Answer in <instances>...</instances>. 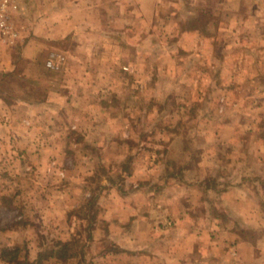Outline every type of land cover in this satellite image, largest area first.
Segmentation results:
<instances>
[{
  "label": "rangeland",
  "instance_id": "rangeland-1",
  "mask_svg": "<svg viewBox=\"0 0 264 264\" xmlns=\"http://www.w3.org/2000/svg\"><path fill=\"white\" fill-rule=\"evenodd\" d=\"M166 12L169 14L167 8ZM203 21V13H199L182 29L203 31L204 26L208 27ZM167 26L160 28L166 31ZM211 27L216 38L208 47L205 41H199L190 51L176 45L174 38L163 39L158 45H171L174 54L169 50L156 57L131 55L126 57L125 65L117 63L113 71L107 68L112 57L73 55L70 39L40 41L44 43L42 53L34 59L23 54L24 44L9 51L6 48L3 54L15 70L0 74V95L10 106L15 105L16 114L13 121L10 115H3L4 123L0 122L2 264H46L44 256L54 258L47 264H76L81 257L89 264L92 228L102 210L101 195L108 187L105 180L119 186L125 173L153 166L172 143L181 148L192 137H204L207 143L217 144L218 137L206 136V130H229L219 138L226 140L231 150L230 145L237 143L231 130L258 120L248 113L264 108V56L255 42L242 39L238 55L228 57L224 64L220 47L234 42L219 40L216 22ZM155 44L157 41L148 42L150 47ZM49 61L53 67L48 66ZM226 64L228 71L224 70ZM253 66L257 69L246 71V67ZM93 67L96 69L91 70ZM76 80L82 81L83 89L74 88ZM236 81H244L242 90V86L232 88ZM224 84H231L227 91ZM61 88L62 92L73 91L70 100L52 93ZM20 101H28L29 105ZM239 112L244 117L240 123L234 120ZM124 115L128 119L124 120ZM262 117L257 125L264 133ZM91 130L93 136L86 139L85 134ZM100 145L118 146L120 153L102 156L97 150ZM86 146L94 150L92 165L77 168V160H84ZM127 148L131 151H125ZM213 152L220 153L218 149ZM253 157L264 158L257 152H245L243 156L246 162ZM258 173L264 176V167ZM77 178L89 183H81L84 188L78 189ZM89 188L91 198L83 193L90 192ZM76 216L86 221L76 226ZM163 217L164 229L175 227L174 215ZM38 253V259L32 261Z\"/></svg>",
  "mask_w": 264,
  "mask_h": 264
},
{
  "label": "crops",
  "instance_id": "crops-1",
  "mask_svg": "<svg viewBox=\"0 0 264 264\" xmlns=\"http://www.w3.org/2000/svg\"><path fill=\"white\" fill-rule=\"evenodd\" d=\"M18 1L19 24L24 26V32L17 45L24 44L23 54L33 59L42 53L40 48L44 43L70 39L73 55L112 57L107 68L113 71L117 63L125 65L126 57L131 55L156 57L169 50V54H174L171 45H158L163 39L174 38L176 45L190 51L199 41H205L208 47L216 38L211 27L214 22L219 26V40L234 42L229 47L227 44L220 47L224 64L228 57L238 55L242 39L255 42L264 56V0ZM166 8L169 14L164 13ZM199 13H203L202 23L208 27L204 26L203 31L182 29L185 22L195 21ZM164 24L169 25L166 31L160 28ZM154 41L157 44L148 46V42ZM5 51L0 46V74L15 70V65L5 58ZM224 66L228 71L227 64ZM251 69L257 68L246 67V71ZM81 82L76 80L74 88L83 89ZM242 82L232 83V88L239 89ZM228 86L222 85L226 91ZM61 90L54 89L52 93L60 98H72L73 91ZM20 104L29 105V102L20 101ZM14 106L0 95L1 123H4L3 115H10L11 121L15 119ZM257 109L248 113L257 121L248 127L230 129L237 142L230 145L231 150L226 140L219 138L229 130H206V136L218 137L217 144L207 143L204 137L198 140L192 137V142L181 148L172 143L153 166L125 173L119 186L105 180L108 187L101 195L102 210L92 228L89 264H264V176L258 173L264 167V133L257 125L263 119L264 108ZM239 113L234 120L240 123L244 117ZM127 117L124 115L123 119ZM86 134V139L90 138L93 131ZM112 145H100L96 149L102 156L118 155L120 147ZM216 149L220 153L213 152ZM83 150L84 160H77V168L92 165L93 148L86 146ZM245 152H257L262 159L253 157L246 162ZM194 153L200 154L195 157ZM134 163L133 159L131 167ZM75 182L80 185L78 189L84 188L81 183H89L85 178ZM89 189L90 192L83 190V193L91 198ZM166 214L176 218L175 227L169 230L161 225ZM76 220V226L86 221L78 216ZM39 254L31 260L38 259ZM44 257L48 259L43 260L46 264L54 260L52 256ZM75 263L86 264V259L81 257Z\"/></svg>",
  "mask_w": 264,
  "mask_h": 264
},
{
  "label": "built area",
  "instance_id": "built-area-1",
  "mask_svg": "<svg viewBox=\"0 0 264 264\" xmlns=\"http://www.w3.org/2000/svg\"><path fill=\"white\" fill-rule=\"evenodd\" d=\"M18 0H0V46L15 47L22 38L24 27L19 24ZM53 67V62H48Z\"/></svg>",
  "mask_w": 264,
  "mask_h": 264
},
{
  "label": "trees",
  "instance_id": "trees-1",
  "mask_svg": "<svg viewBox=\"0 0 264 264\" xmlns=\"http://www.w3.org/2000/svg\"><path fill=\"white\" fill-rule=\"evenodd\" d=\"M4 259H5L6 261H9V262H10V261L12 262V260H13V258H12V259H9V258H5V257H4ZM20 264H21V263H20ZM24 264H40V263H38V262H31V261H30V262H28V263H24Z\"/></svg>",
  "mask_w": 264,
  "mask_h": 264
}]
</instances>
